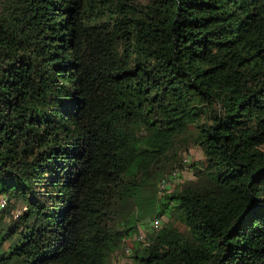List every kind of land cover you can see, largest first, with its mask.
Returning a JSON list of instances; mask_svg holds the SVG:
<instances>
[{
  "label": "trees",
  "instance_id": "16d2710c",
  "mask_svg": "<svg viewBox=\"0 0 264 264\" xmlns=\"http://www.w3.org/2000/svg\"><path fill=\"white\" fill-rule=\"evenodd\" d=\"M1 195L0 264H264V0H0Z\"/></svg>",
  "mask_w": 264,
  "mask_h": 264
},
{
  "label": "rangeland",
  "instance_id": "374dc122",
  "mask_svg": "<svg viewBox=\"0 0 264 264\" xmlns=\"http://www.w3.org/2000/svg\"><path fill=\"white\" fill-rule=\"evenodd\" d=\"M187 150L183 151V148L179 147L177 149L178 157L181 160L183 165V170L178 171V173H173L164 184L159 186L160 189L164 190L171 189L175 185H181L188 182H195L196 178L193 176V171L198 167V163L201 159V153L195 147L187 145ZM178 158V159H179ZM150 197V193L146 194ZM159 196V194L157 195ZM5 200L7 199L6 195H1ZM24 204L21 200H17L11 207L9 215H5L0 218V229H7L12 221V219L18 215L24 208ZM171 223L174 227L180 231H184L183 226L179 223L175 216L172 215L171 219L166 217H161L159 220L151 221L149 218H144L141 221L135 222V232L132 237L124 239L119 249H117L110 257L109 264H130V259L128 258L129 253L131 252L132 247L135 246L136 240H143L146 233L154 230L156 227H162ZM2 231V230H1ZM1 234V233H0Z\"/></svg>",
  "mask_w": 264,
  "mask_h": 264
},
{
  "label": "built area",
  "instance_id": "2783aa9c",
  "mask_svg": "<svg viewBox=\"0 0 264 264\" xmlns=\"http://www.w3.org/2000/svg\"><path fill=\"white\" fill-rule=\"evenodd\" d=\"M6 200L0 196V211L5 207Z\"/></svg>",
  "mask_w": 264,
  "mask_h": 264
}]
</instances>
